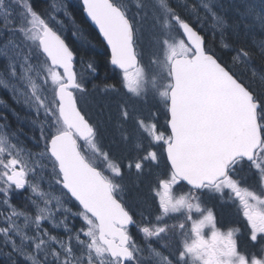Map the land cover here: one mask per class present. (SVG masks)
I'll return each instance as SVG.
<instances>
[{
  "label": "snow or ice",
  "instance_id": "1",
  "mask_svg": "<svg viewBox=\"0 0 264 264\" xmlns=\"http://www.w3.org/2000/svg\"><path fill=\"white\" fill-rule=\"evenodd\" d=\"M183 2L197 12V6ZM80 3L110 49L121 87L134 101L119 104L117 114L118 126L134 121L138 137L140 151L128 160L129 174L133 167L141 175L151 164H160L154 145L166 155L167 178L152 188L153 203H158L155 223L151 214L141 212L139 221L131 214L122 195L124 165L104 149L101 125L81 107L88 90L62 35L69 17L66 0H53L43 14L29 0H0V57L7 61L0 87L32 114L40 145L36 152L27 148L20 130H12L0 114V204L8 209L0 212L4 264H264L254 253L249 259L238 251L239 229L220 231L213 210L201 199L205 192L223 198L227 190L238 201L250 240L264 253V39L254 40L255 47L234 48L228 64L170 0ZM199 6L211 16L225 49L230 27L235 32L240 24L244 29L258 26L264 32V0L246 5L241 20L231 26L213 11L211 0H200ZM149 12L154 31L144 63L141 20ZM95 71L89 61L87 73ZM104 90L119 91L109 84ZM149 97L166 110V131L135 115L137 103L146 104ZM141 133L147 134V147ZM45 182L49 190L42 187ZM25 188L32 212L10 202L12 191ZM76 217L82 223L74 230L69 220ZM166 218L176 222L168 224ZM130 225L142 243L134 241ZM53 229H63L65 235L53 234Z\"/></svg>",
  "mask_w": 264,
  "mask_h": 264
},
{
  "label": "trees",
  "instance_id": "2",
  "mask_svg": "<svg viewBox=\"0 0 264 264\" xmlns=\"http://www.w3.org/2000/svg\"><path fill=\"white\" fill-rule=\"evenodd\" d=\"M170 2L182 18L188 20L197 31L204 36L207 45L215 49L223 63H231V57L234 55V48L241 45L255 47V44L253 43L254 40L259 41L264 39V32H262L258 26L244 29L243 24H240L235 32H233L231 27L227 30L224 42L229 44L230 47L225 49L221 47L220 33H214V30L209 27L210 24H205L204 28L201 29L199 28L198 23H194L196 14L201 11L199 8L200 2L197 0H187L188 5L197 6V12H193L191 7H185L183 0H173ZM253 2L256 3V6H259L261 0H211V6L213 11H215L217 15L222 16L231 26L241 20L240 13L245 10L246 5L252 4ZM30 4L35 11L42 14L46 13L50 8L49 0H30ZM67 11L69 17L65 18V25L67 28L65 41L70 49L74 51L77 72L84 73V82L88 90L81 100V107L86 111L94 123L101 125L102 146L106 151H111L112 155L116 157L118 154L120 155L121 151L124 152L122 143L119 140L124 136H127L126 134H128L127 131L129 130L125 125L126 122L121 125L122 127H118V105L124 102V98L129 97L130 94H128L120 85L121 77L118 74L119 71L114 70L110 66V56L105 45L100 40L96 31L85 20L80 0H71ZM74 30H78L79 34L73 35ZM82 59L84 61L83 64H81ZM89 61L95 65L96 71L93 74H88L87 69L82 67V65L86 66ZM143 61L144 63L148 62V55L143 58ZM256 63L259 65V60H257ZM248 75H250V73H248ZM105 84L114 85L119 91H105ZM140 104L143 107V112L148 120H156L157 122L162 123V121L157 120L159 114L162 113L160 109L150 110L147 104H144L143 102H140ZM153 112L157 113L155 117L152 116ZM0 114L6 115L10 126H14L12 118L8 112L0 110ZM163 115L164 117L166 116V110H164ZM130 121L132 120L127 122L130 123ZM31 136H34L32 138L35 140L39 139V135L35 130H33ZM129 180L130 178L127 179V183ZM249 183L252 184L254 181L250 180ZM141 184L145 183L141 182ZM147 193V191H140L139 193L132 195L133 198L137 197V199H134L135 202L138 201L137 203H141V205H138V214L135 215L134 218L137 221L141 220V212H143L145 215L151 214L153 223H155V213H152V211L149 210V207H147L148 205L143 202L144 198H148ZM26 197H28L27 191H12L10 193V202L12 205L30 212V203ZM5 207L6 206L0 204V212L4 211ZM167 223L172 224V222H169L168 220ZM136 232L138 235L134 234L135 240L140 237L138 231ZM53 233L62 235L61 232L53 231ZM140 240L142 241V238H140ZM0 264H4L3 257H0ZM20 264H23L22 260L20 261Z\"/></svg>",
  "mask_w": 264,
  "mask_h": 264
},
{
  "label": "rangeland",
  "instance_id": "3",
  "mask_svg": "<svg viewBox=\"0 0 264 264\" xmlns=\"http://www.w3.org/2000/svg\"><path fill=\"white\" fill-rule=\"evenodd\" d=\"M70 1L71 0H66L67 9H68ZM170 1H173V0H170ZM197 1L200 2V0H197ZM29 2H30V0H29ZM52 2H53V0H49V3L52 4ZM252 5H256V3L253 2ZM130 8H131V13H135L137 11L135 8L134 2H130ZM199 8L201 11L196 14V17H195L196 19L194 20V23H198L199 28H201V29L204 28L205 24H210L209 27H211V24H212L211 16L202 7L199 6ZM62 14L63 13H60V15H62ZM141 29L143 32V44H144V48H145V55L143 56V58H144L147 56V45L151 39L152 32L154 31L153 19H152V13L151 12L148 13V17L146 19L141 20ZM66 31H67V28H66V25L64 24L63 29H62V35L64 37L66 35ZM3 43H4V40L0 39V47L3 46ZM6 64H7V61L3 57H0V72H4L5 74H6ZM82 67L87 69V65L86 66L82 65ZM0 101L3 102L2 104H0V110L8 112L10 117L12 118L14 126H12L11 129L12 130H17V129L20 130V140L24 143V145L27 146V148L31 149L33 152L39 151L40 145H37L35 143V139L32 138L34 136H31V134L33 133V130H35L39 135V129L38 128L34 129L30 123V116L32 114L29 113L28 110L22 104H18L16 102V100L13 99L12 94L8 90H6L2 87H0ZM124 102H128L129 104H132L134 101L132 99H129V97H126V98H124ZM146 104L149 106L150 110L160 109L162 111V113L159 114V116L157 117V120L163 122L165 119V117L163 115V112L165 110L163 105L160 102H158L157 100L153 99L152 97L148 98V101ZM136 106H137L138 111L135 113V115L143 117L146 122H155L157 124L158 130L162 131L163 127H162L161 123L157 122L156 120H150V119L148 120L147 119V117L145 116V113L143 112L144 110H143V107L141 106L140 102L137 103ZM125 125L129 128V130L127 131L128 134H126V135L130 136V139L128 141H125L123 138H121L122 140L121 139L119 140L122 143V147H123L124 152L121 151L120 155L118 154L115 157L118 161L122 162L124 165L125 190L122 194L123 198H124V203L127 205V207L129 208L131 213H136L138 211V205H141V203L140 202L137 203L138 201L135 202L134 199L135 198L137 199V197L133 198L132 195H135V194L139 193L140 191L141 192L147 191L149 193L148 198L147 197H146V199L144 198L143 202H145L148 205L147 207H149V210L156 209L155 212L157 213L158 212V203H156V204L153 203V201L155 200V196H154V193L152 192V188L158 187V182L160 179L167 178L166 177V160H165L163 150L159 146H156V145L153 146L155 148V150L157 151L158 155L161 157V162L159 165L151 164L149 167L145 168L143 174H141V175L135 174V169L133 167L132 174H129V170L127 168L128 160L129 159L134 160L136 158L137 152L140 150L136 147V144L138 142V137H137V134L133 131V129L135 127L134 121L132 120V121H130V123L126 122ZM22 127H26V131L22 130ZM118 127L120 128L122 126L120 125ZM141 135H143L145 137L143 144H144V147H147L148 146L147 145V134L141 133ZM115 151H118V150H115ZM145 163L147 164L148 162H145ZM135 177H136V179H135ZM128 178H130V180L127 183ZM48 179H49V175H46L45 181H47ZM141 182L145 183V184H141ZM146 183H148V184H146ZM145 185H147V186H145ZM42 187L45 190H49L47 182H45L42 185ZM148 187H150V188H148ZM57 188H58V186H55L54 182H53V190H55ZM184 189L185 188H183V190ZM21 191H23V190H21ZM24 191H27V196L30 195L29 189L25 188ZM179 192H180V190L177 188L176 194L178 195ZM225 192L227 193V190H225ZM204 196H205V198L201 197L203 204H205V203L212 204L213 202H215V199L217 197L215 193H207V192H205ZM28 202L30 203L29 200H28ZM29 205L31 207L30 212L34 211L32 209L31 203ZM67 206L72 208L73 210H75V207H76L74 204H68ZM16 208L18 210H22L19 207H16ZM7 211H8V209H7V207H5V210L2 212L6 213ZM192 215H193V217H198V214L195 212H193ZM166 219L169 220L168 218H166ZM241 219L242 218L240 217L238 220L239 223L242 222ZM69 223L71 226H73V228L75 230L76 228L80 227L82 221L78 217H76V218L70 219ZM245 224H247V221H245ZM2 225H3V217H1V226ZM46 227L51 228V226L50 225L47 226V224H46ZM53 231L61 232L62 235H60V236L65 235L63 232V229H53ZM53 234H55V233H53ZM138 244H140V243H138ZM257 245H259V244L257 243ZM258 256L264 257V253H261V251L258 250Z\"/></svg>",
  "mask_w": 264,
  "mask_h": 264
},
{
  "label": "flooded vegetation",
  "instance_id": "4",
  "mask_svg": "<svg viewBox=\"0 0 264 264\" xmlns=\"http://www.w3.org/2000/svg\"><path fill=\"white\" fill-rule=\"evenodd\" d=\"M163 131H166V127H163ZM226 193V192H225ZM205 194V193H204ZM204 194L202 195L203 198H205ZM216 194L215 202L212 204L205 203L204 205L208 208H211L213 210V214L216 220L217 227L220 231L226 232L229 228H236L239 229V232L236 235L237 239V248L238 251L242 254H245L247 258H251L252 254L254 253L257 258H264L263 256H258V250H260V245H257V243H253L249 238L250 229L247 224H245V219L242 215V212H240L238 207V201L234 202L232 198H230V194L226 193L223 198H221L219 193ZM149 193H147V196ZM214 195V194H213ZM229 206V207H228ZM156 209L151 210L152 213H155ZM138 214V212H136ZM136 213H131L133 216L137 215ZM241 219V223L238 222L239 218ZM183 218V217H181ZM169 222H176L173 219H169ZM190 226V223H189ZM190 228V227H189ZM133 230H136L135 228L129 229L130 235H133ZM206 234L208 230L206 229ZM138 243H142L137 241Z\"/></svg>",
  "mask_w": 264,
  "mask_h": 264
},
{
  "label": "water",
  "instance_id": "5",
  "mask_svg": "<svg viewBox=\"0 0 264 264\" xmlns=\"http://www.w3.org/2000/svg\"><path fill=\"white\" fill-rule=\"evenodd\" d=\"M81 6H82V4H81ZM83 16H84L85 20L88 22V24H89V25H90V26L96 31V33L98 34L99 38L101 39V41L104 43L106 49L108 50L109 56H111L110 49H108L106 43L103 41V38L99 35L98 30L95 28L94 25H92L91 21L87 19L86 14L83 13ZM110 66L113 68V66H112L111 64H110ZM118 71H119V70H118ZM165 157H166V155H165ZM186 186H187V185H186ZM187 187H188V186H187ZM132 226H134V225H130L129 227H132Z\"/></svg>",
  "mask_w": 264,
  "mask_h": 264
}]
</instances>
